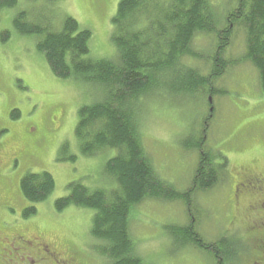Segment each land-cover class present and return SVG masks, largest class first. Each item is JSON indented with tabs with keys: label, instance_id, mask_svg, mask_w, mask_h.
<instances>
[{
	"label": "rangeland",
	"instance_id": "obj_1",
	"mask_svg": "<svg viewBox=\"0 0 264 264\" xmlns=\"http://www.w3.org/2000/svg\"><path fill=\"white\" fill-rule=\"evenodd\" d=\"M118 2L16 0L15 6L0 9V140L10 154L3 158L7 165L0 171V237L15 233L13 230L42 234L45 242L59 251L70 246L82 264H108L93 250V245L98 244L90 235L94 210L69 205L57 211L54 201L68 194L67 185L73 181L107 193L116 185L104 170L116 150L84 156L74 135L79 108L92 104L100 93L85 80L56 77L36 48L40 36L20 35L12 20L24 10L29 19L58 30L64 17H72L80 28L91 32L88 56L114 59L111 19ZM209 2L218 17L216 29H223L235 0ZM6 32L9 37L3 41ZM191 48L198 56L185 57L184 63L207 75L216 48L215 34H196ZM244 51L245 31L238 23L232 26L230 42L222 55L229 63L212 81L213 95L207 90L194 94L156 92L131 103L142 145L156 174L180 192L190 185L198 159V151L189 145L203 136L202 122L210 116L204 147L212 154L224 155L228 165L213 188L194 195L196 230L207 242H215L222 235H234L241 241L247 236L251 247L257 241L249 235L254 216L246 210V203L243 209L234 210V224L225 210L229 182L246 170H264V98L256 69L241 61ZM11 158L14 162H10ZM42 171L52 175L54 190L35 204L36 214L24 218L22 212L31 204L20 192V180L27 173ZM188 221L187 209L179 200H143L132 208L129 218L136 251L149 264H215L210 253L171 237V227ZM249 257L246 264H251L255 255Z\"/></svg>",
	"mask_w": 264,
	"mask_h": 264
},
{
	"label": "trees",
	"instance_id": "obj_2",
	"mask_svg": "<svg viewBox=\"0 0 264 264\" xmlns=\"http://www.w3.org/2000/svg\"><path fill=\"white\" fill-rule=\"evenodd\" d=\"M15 5L16 0H0V9ZM29 18L26 11H19L12 24L20 35L40 36L36 48L52 73L62 79L85 80L100 93L92 104L78 110L74 135L81 154L94 156L103 150H116L104 167L116 184L109 193L101 188L90 190L73 181L67 185L68 194L54 201L55 209L61 211L74 205L94 210L90 235L98 244L93 245V250L108 264H149L136 251L130 234L131 210L145 199L179 200L187 209L189 221L171 227V237L179 238L180 244L210 253L215 264H246L247 252L257 251L252 249L255 244L249 247L247 236L243 242L234 235H222L215 242H207L196 230L194 219L198 211L193 206L194 195L213 188L228 165L224 155L212 154L204 147L210 116L202 122L203 136L189 145L198 151V159L190 185L180 192L156 174L142 145L131 102L156 92L194 94L207 90L213 95L212 81L229 63L222 55L230 42L232 26L238 23L245 31L241 61L256 69L264 98V0H235L226 14L228 25L219 30L218 17L209 0H119L111 19L114 59L89 57L91 32L80 28L72 17H64L58 30ZM199 33L216 36L207 75L183 61L185 57L197 58L191 43ZM8 37L6 32L2 40ZM54 187L53 177L47 171L25 174L20 180V192L31 205L23 210V217L36 214L35 204L44 201Z\"/></svg>",
	"mask_w": 264,
	"mask_h": 264
},
{
	"label": "flooded vegetation",
	"instance_id": "obj_3",
	"mask_svg": "<svg viewBox=\"0 0 264 264\" xmlns=\"http://www.w3.org/2000/svg\"><path fill=\"white\" fill-rule=\"evenodd\" d=\"M9 155L0 140V171L7 165L3 158ZM12 160L13 158L10 162ZM240 174L238 179L229 182L225 210L231 214L234 224V210L237 207L243 209L244 202L246 203V210L254 216L250 221L249 235L257 241L252 248L257 249V255L254 254L255 251L251 252V255H255L251 264H264V170H246ZM13 232L15 233L0 237V264H82L70 246L59 251L52 243H46L42 234L27 235L19 230Z\"/></svg>",
	"mask_w": 264,
	"mask_h": 264
},
{
	"label": "water",
	"instance_id": "obj_4",
	"mask_svg": "<svg viewBox=\"0 0 264 264\" xmlns=\"http://www.w3.org/2000/svg\"><path fill=\"white\" fill-rule=\"evenodd\" d=\"M209 100H210V98H209Z\"/></svg>",
	"mask_w": 264,
	"mask_h": 264
}]
</instances>
